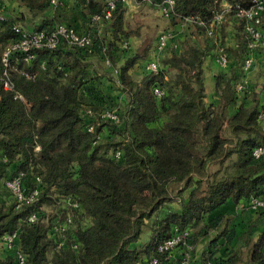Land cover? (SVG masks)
Wrapping results in <instances>:
<instances>
[{"label": "trees", "instance_id": "trees-1", "mask_svg": "<svg viewBox=\"0 0 264 264\" xmlns=\"http://www.w3.org/2000/svg\"><path fill=\"white\" fill-rule=\"evenodd\" d=\"M135 1L152 7L162 2ZM106 2L74 0L70 7L63 0L51 8L48 0H0L9 14L0 27V56L16 38L12 23L24 28V11L34 18L31 30L48 34L64 23L89 33L93 43L91 52L60 41L54 49H35L30 61L22 53L10 58L8 74L24 101L0 81V178L21 171L28 187L38 176L41 188L30 203L0 205V238L18 230L22 264H139L153 257L164 264L158 244L174 228L188 229L193 245L197 237L207 238L205 262L264 264V207L245 221L234 212L215 214L227 202L249 208L252 198L264 201V155L252 153L264 144V88L262 97L247 84L235 88L248 53L243 20L237 19L235 47L226 49L228 68L214 76L215 102L205 100L202 63L208 51L192 37L206 34L224 4L233 12L254 0H174L170 20L185 25L179 48L167 47L159 70L145 69L140 78L132 71L146 54H125L135 30L125 27L123 3L101 21L108 37L92 20ZM2 69L0 59V76ZM113 82L122 98L120 120L96 119L88 132L86 110L93 116L116 106L105 89ZM154 88L163 94L157 97ZM116 150L119 159L112 156ZM68 195L80 209L59 246L50 230ZM32 212L37 220L26 222ZM143 231L148 238L139 241ZM15 247L0 255V264H17Z\"/></svg>", "mask_w": 264, "mask_h": 264}, {"label": "built area", "instance_id": "built-area-1", "mask_svg": "<svg viewBox=\"0 0 264 264\" xmlns=\"http://www.w3.org/2000/svg\"><path fill=\"white\" fill-rule=\"evenodd\" d=\"M51 8H57L63 4V0H48ZM124 2V0H107L105 7L101 15L92 17L94 21H109L112 17L113 10L116 3ZM174 0H162L158 6L161 14L166 18H171L173 14ZM232 12L231 6L224 4L220 10L214 12L212 21L209 23V27L206 31V35L209 37H217V30L222 24L228 13ZM232 15L235 19L243 20V30L247 35L246 49L248 53L244 55L240 62V69L243 77L235 86L237 91H241L245 86L244 75L247 73L253 64V51L258 47L263 37L264 29V0H254V4L250 8H243L236 5ZM9 14L4 11L0 5V27L7 22ZM185 20H191V18H185ZM201 23V22H200ZM12 29L16 34V38L12 43L6 46L2 51L0 59L3 65L1 71L0 81L2 89L5 91H12L14 93V99L24 101L23 96L14 90V82L8 74L10 68V58L16 53L24 54V60L30 61L34 57V50L39 48L54 49L60 41H65L69 45L77 48H82L87 52L92 51V36L89 33L79 32L71 26L64 23L57 24L53 30L45 34L42 31L26 30L19 23H12ZM174 41V32L172 30L162 31L157 38L156 51L160 52L164 50L170 42ZM123 46H126L124 42ZM216 62L222 69L228 68L230 64V55L226 49L218 43ZM105 63L109 65V61L106 59ZM44 64L41 63V67ZM147 71L156 73L159 70V64L157 61H149L145 65ZM115 72V71H114ZM154 95L160 97L163 91L159 88H154ZM86 115L91 117L92 122L86 125V130L92 132L94 129V121L96 119H107L114 123H118L120 120V114L116 109H105L97 115L91 116L89 110L85 111ZM97 143L100 140V136H97ZM253 155L259 157L264 155V144L257 145L253 149ZM115 159H119L121 152L119 150L114 151L112 155ZM5 161V159H3ZM24 173L21 171L15 172L10 177L4 179V186L12 195V200L15 203V207H19L23 203H30L34 201L40 193V178L34 177L36 185L34 187H28L23 181ZM248 207L252 209H258L264 207V201L259 198H252L248 201ZM80 209V203L78 199L72 195L66 196L60 203L58 216L54 219L51 227V233L55 236L58 245H63V236L72 228L74 222L73 219L76 216L77 211ZM57 211V212H58ZM38 218L37 212L30 213L25 221L32 223ZM18 241V230L13 233L4 234L0 238V245L5 249H11L15 247ZM15 255L17 264L23 263V256L19 251V247H15ZM194 245L191 243V232L188 229L174 228L172 234L163 240L157 246V251L165 253L166 262L170 264H192L191 253ZM180 252L178 257L175 254ZM165 262V263H166ZM147 264H161L157 257H153L147 261ZM204 264H214L211 261H206Z\"/></svg>", "mask_w": 264, "mask_h": 264}, {"label": "crops", "instance_id": "crops-1", "mask_svg": "<svg viewBox=\"0 0 264 264\" xmlns=\"http://www.w3.org/2000/svg\"><path fill=\"white\" fill-rule=\"evenodd\" d=\"M66 1H67V4H69V6L71 7L74 0H66ZM123 6L125 9L124 21H125L126 28L134 30L132 29L133 25H130L129 23H132L130 21V18L135 17V16H138V18L142 20V24L145 23L141 26H139V23H138L136 25L137 27L139 26L138 29H135V33L131 35L127 40V45H128V50H129L127 55L133 54L138 51L146 54V57L144 60L139 59L138 62L135 63L133 71H132V74L134 75V77L140 78L141 74L145 71V65L147 62L149 61L158 62L160 53L165 52L166 48L169 46H174L177 49L179 48L178 45L176 46V42L174 40L173 42H170L164 50L157 52L156 51L157 39H156V42H154L153 39L151 38L149 39L147 37L148 31L152 28L151 26L159 25L160 28H163V30H167V29L172 30L174 32V37L176 36V34L177 35L181 34L182 28L180 24H174L170 20V18L168 19L164 17L161 14L158 7H152L147 3L142 4L135 0H124ZM24 13L25 15L29 14L26 11H24ZM155 17H156V20L154 21ZM234 20L235 18L231 14V16H229V20L225 21L227 22V24H229L227 27L224 26V29H223V35H226L225 38L227 42H224L226 46L230 44L231 46L235 47L236 45V44L234 45L230 43V39H229V37L237 34V29H235V26H234V23H235ZM96 22H97V26H96L97 31L101 33L102 35L108 37L110 33L108 32V29L105 27L106 25L101 21H96ZM73 23L79 30H83V27L79 21H75ZM227 31L230 33L229 34L224 33ZM192 37L193 39H196L195 35H193ZM217 37L220 41L221 40L223 41V37L221 36L220 27L217 30ZM181 38H182V35H180L179 39ZM201 46L204 47V45H201ZM213 52H214V49L210 48L208 50V55L206 56V58H204V61L202 63L204 78L209 75L211 76L210 83H209L211 84L210 87L208 88L205 86V92H206L205 100L207 102L217 101V95L214 91V76L220 71H222V68L216 62V57L211 58V55L213 54ZM243 79L245 81V85L247 84L248 86H251L252 90L255 91V93L259 94L258 95L259 97L263 96L262 90L264 88V29H263L262 40L253 53L252 67L247 73H245ZM114 80H116L115 76H114ZM204 83H205V79H204ZM120 96H121V93H120ZM4 179L5 178L3 177L0 178V205L10 204L12 202L11 193L4 186ZM227 212H234L239 217L238 218L239 220L245 221L249 217H251V215H253L254 209L247 208V207L243 208L242 203H240L238 206H235L233 203L227 202L215 214L217 213L224 214ZM148 235L149 233H147L146 239L148 238ZM141 241H144V240H141ZM206 245H207V239L205 240L203 237H199L198 240H196L193 251L191 253L192 264H204L205 263V258L203 257L202 253H203V250L206 248ZM5 251L6 249L0 245V255H2ZM179 255H180V252L177 251L175 256L178 257ZM139 264H147L146 258H144ZM164 264H170V262H166Z\"/></svg>", "mask_w": 264, "mask_h": 264}, {"label": "rangeland", "instance_id": "rangeland-1", "mask_svg": "<svg viewBox=\"0 0 264 264\" xmlns=\"http://www.w3.org/2000/svg\"><path fill=\"white\" fill-rule=\"evenodd\" d=\"M142 4H144V3H142ZM67 13H69L70 14V12H67ZM230 13H228V15L226 16L227 18L225 19V21L226 20H229V16H231V14L229 15ZM71 15V14H70ZM38 19V17L37 18H35V20H37ZM156 20V17L154 18V21ZM34 21V18L33 17H31V15H29V14H26L25 15V18H24V22H23V26H24V28L26 29V30H31L32 29V25H31V22H33ZM130 21L132 22V23H129L130 25H133V28L132 29H138V27L139 26H141V25H143V24H145V23H143L142 24V20H140L139 18H138V16H135V17H132V18H130ZM223 22L222 24H220V30H221V36L223 37V41L221 40H219L218 39V37H216V38H214V37H209V36H207L205 33L204 34H196L195 36H196V42L197 43H199V45H204V48L208 51L210 48H212V49H214V52H213V54L211 55V58L212 57H216L217 56V45H218V43H220L225 49H227L228 51L229 50H231V49H233L234 47L233 46H231L230 44L229 45H225L224 44V42H227L226 41V35H223V29H224V26L225 27H227L229 24H227V22ZM129 22V21H128ZM234 26H235V29H238V27H239V21L237 20V19H235L234 20ZM139 23V26L137 27L136 25ZM174 24H180L181 25V28H182V30H181V34H179V35H177L176 34V36L174 37V40H175V42H177L178 40H179V38H180V35H182V33H183V31H184V27H185V25L184 24H182V23H180V22H177V23H174ZM104 25V24H103ZM152 28L148 31V38L150 39H153L154 40V42H156V39L158 38V35L162 32V30H163V28H160V26L159 25H157V26H151ZM128 29V28H127ZM162 29V30H161ZM159 30H161V31H159ZM159 31V32H158ZM164 31V30H163ZM224 33H227V34H229L230 32H224ZM227 38H228V36H227ZM229 39H230V43H232V44H236V42H237V35H234V36H231V37H229ZM203 47V46H202ZM129 52V50H127V52H125V54L127 55V53ZM207 54H206V56L208 55V52H206ZM229 54L231 55V52H229ZM206 56H205V58H206ZM233 59V63L236 61V59H234V58H232L231 57V60ZM241 62V61H240ZM232 63V66L235 64H233ZM231 66V67H232ZM227 72H228V70H226ZM225 71V72H226ZM229 71H230V69H229ZM109 73V72H108ZM115 76V78H116V75H114ZM114 76L111 74V75H107V77H109V78H111V79H113V81H114ZM211 76L209 75V76H206L205 78H204V76H203V78L205 79V86L206 87H210V85L211 84H209L210 83V78ZM106 92L108 93V96L109 97H111L112 98V103L113 104H115L116 106H114L113 105V108L112 109H116V110H118V107L117 106H120V103H122V98H121V96H120V93L118 92V90H117V88H116V85L114 84V82L113 83H111L110 84V86H107L106 88ZM119 94V95H118ZM193 231H195V233L197 232V228L196 229H194ZM147 233H148V231H143V233L141 234V236H140V241L141 240H146V237H147ZM197 236H199V235H196L195 237H197ZM199 237H201V236H199ZM199 237H197V240H198V238ZM205 240L207 239L206 237H203Z\"/></svg>", "mask_w": 264, "mask_h": 264}]
</instances>
